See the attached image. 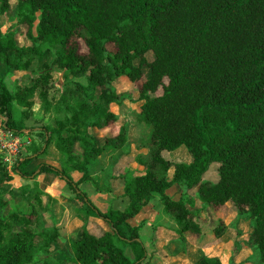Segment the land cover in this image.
I'll use <instances>...</instances> for the list:
<instances>
[{
	"label": "trees",
	"instance_id": "obj_1",
	"mask_svg": "<svg viewBox=\"0 0 264 264\" xmlns=\"http://www.w3.org/2000/svg\"><path fill=\"white\" fill-rule=\"evenodd\" d=\"M9 2L0 0V15L8 11ZM15 17L16 25L25 27L30 46L17 45L16 30L0 32V115L8 128L21 131L23 127L11 126L13 104L27 109L35 97L43 112L62 115L37 130L43 147L32 143L14 171L24 180L54 175L84 205V215H78L83 225L70 244L73 264H142L146 250L139 226L127 221L155 197L171 215L180 238L186 231L199 234L189 199L175 201L166 194L173 185L197 186L201 203L222 208L231 203L246 213L251 242L264 264V0H16ZM147 53L153 54L152 61ZM34 57L40 74L30 86L10 93L3 83L6 69H27ZM48 60L68 76L85 79V84L74 83L72 94H62L58 108L49 98ZM120 77L140 83L138 117L151 129L149 148L147 156L134 158L144 168L141 174L119 177L127 198L124 209L101 211L78 186L91 183L101 191L88 166L126 143L122 126L102 140L91 133L116 123L110 105L119 102V95L111 85ZM49 144L61 156V166L41 163L27 170ZM180 146L189 153V163H172L162 156ZM211 162L218 164V180L200 182ZM0 173V184L12 180L1 160ZM73 173L80 177L74 180ZM19 193L29 210L0 216V264H61L47 256L58 238L57 227L42 215V199L48 195L36 182L21 186ZM11 196L0 186V210ZM87 218L102 221L107 229L92 233ZM224 228L220 222L216 238ZM196 264L221 262L202 256Z\"/></svg>",
	"mask_w": 264,
	"mask_h": 264
},
{
	"label": "rangeland",
	"instance_id": "obj_2",
	"mask_svg": "<svg viewBox=\"0 0 264 264\" xmlns=\"http://www.w3.org/2000/svg\"><path fill=\"white\" fill-rule=\"evenodd\" d=\"M14 5H16V0H10L8 11L0 15V32L5 34L10 30H16L17 45L28 47L30 42L23 36L25 27H18L15 24ZM79 45L81 52H85L86 49L81 41H79ZM107 48L111 49V45H108ZM145 56L148 61L153 60L152 53H147ZM134 63L137 65V61ZM47 64L51 73L49 98L52 100L53 107L58 108L62 94H72L75 91L74 83L85 84V79L68 76L66 72L52 65L51 60H48ZM40 70L39 61L34 57L27 69L13 70L7 68L3 83L6 89L13 93L18 88L30 86L40 74ZM143 72L144 76L149 75L147 68H143ZM139 85V82L131 83L124 77L116 79L111 86L114 92L119 95V102L110 105V110L117 117L116 123L101 132L91 129L94 137L101 140L103 137L116 135L120 126L125 128L126 135V143L123 147L103 152L89 165L88 172L92 181L101 186L102 190L95 189L91 183H82L78 186L79 190L84 192L87 198L101 211H106L107 208L119 210L124 208L127 198L118 194L122 188L123 178L139 175L144 171L143 167L135 163L134 158L137 155H148L151 129L139 121V107L142 104V101L138 100ZM160 93L161 90L158 89L156 94ZM32 103V106L27 109L13 104L15 122L10 123L12 128L23 127L30 131H37L62 117L61 113L43 112L37 97L33 99ZM37 133L38 131L31 134L35 137L32 139L30 136V139L35 148H41L44 145V140ZM51 150L54 155L58 154L53 145L49 144L45 153L36 157V161H31L26 169L33 170L37 163H48L60 167L62 159L54 158ZM162 156L172 163L190 161V155L184 146H180L172 152L163 151ZM217 165V162H211L201 175L200 182H216L218 180ZM172 171L173 165H170L166 173L168 179L171 177ZM14 176L15 178L10 182L2 183L3 189L10 190L12 196L7 206L0 210V216H5L12 211L29 210V206L20 198L19 189L21 186L32 185L36 182L39 189L43 191V189H47L45 187L49 183L51 184V180L44 181L42 175L37 176L35 180H24L17 174ZM121 176L123 178H119ZM78 177L79 175L74 173V179L77 180ZM0 179H2L1 173ZM58 180L64 183L62 180ZM46 191L49 199H42V205L45 208L42 215L44 220L53 223L58 231L56 245L50 248L47 256L53 262L73 264L69 260L71 257L70 244L83 224L78 215H84V205L76 199L75 194L67 186H63L61 183H53ZM167 191L172 200L179 196L183 200L189 199V209L194 212V219L200 226V233L195 234L186 231L180 238L175 232L176 225L171 215L166 212L159 214V218L153 224L147 225L143 221L140 222L142 224L139 226V238L146 250V257L142 264H196V261L205 256V253L218 257L221 264H263L260 262L258 252L251 242V224L246 213H239L231 203L225 204L223 208L201 203L197 194V186L186 188L185 186L173 185ZM156 201L157 203L160 202L159 200ZM220 222L225 225V228L223 234L216 238L214 229ZM128 223L132 225L133 221L129 220ZM86 224L94 234L99 233L102 227L96 220H90V218H87ZM122 249L124 254L133 261L134 255L130 248L124 246ZM37 257L41 259L43 255Z\"/></svg>",
	"mask_w": 264,
	"mask_h": 264
},
{
	"label": "built area",
	"instance_id": "obj_3",
	"mask_svg": "<svg viewBox=\"0 0 264 264\" xmlns=\"http://www.w3.org/2000/svg\"><path fill=\"white\" fill-rule=\"evenodd\" d=\"M0 115V160L10 176L16 175L14 169L29 153L32 144L31 131H15L5 125ZM32 138V136H31Z\"/></svg>",
	"mask_w": 264,
	"mask_h": 264
},
{
	"label": "crops",
	"instance_id": "obj_4",
	"mask_svg": "<svg viewBox=\"0 0 264 264\" xmlns=\"http://www.w3.org/2000/svg\"><path fill=\"white\" fill-rule=\"evenodd\" d=\"M13 11L14 12H16V5H14V7H13ZM15 24H16V18H15ZM11 31V30H10ZM13 31V30H12ZM125 78V77H124ZM96 130V129H95ZM35 132H37V131H31V133L33 134V133H35ZM92 135H93V133H92ZM94 136V135H93ZM33 137H35V135L34 136H32V139H34ZM53 145V144H52ZM54 147V146H53ZM56 151V150H55ZM57 152V151H56ZM51 153H52V156L55 158V157H57L58 159H62L61 158V156L59 155V154H53L54 152L51 150ZM50 153V154H51ZM58 153V152H57ZM32 161H36L35 160V158L32 160ZM95 161V160H94ZM93 161V162H94ZM190 161H191V159H190ZM189 161V162H190ZM39 162V161H38ZM61 162V161H60ZM92 162V163H93ZM189 162H184V163H189ZM91 163V164H92ZM38 164H41V163H37V165ZM45 164H48V163H45ZM90 164V165H91ZM36 165V166H37ZM48 165H50V164H48ZM51 166H54V167H57V168H59L58 166H55V165H52L51 164ZM88 169H89V166H88ZM172 173H173V171H172ZM79 175V174H78ZM118 176V175H117ZM171 176H172V174H171ZM12 177V179L13 178H15V176H11ZM72 177H73V179H74V173L72 174ZM79 177H80V175H79ZM78 177V178H79ZM171 178V177H170ZM42 179L44 180V181H47V179L48 180H51V184L49 183L45 188H49V187H51V185L53 184V183H61L63 186H66V184L65 183H62L61 181H59L58 180V178L56 177V176H54V175H50V174H45V175H42ZM75 180V179H74ZM0 186L2 187V188H4V185L3 184H0ZM47 189H43V192L45 193V192H47L46 190ZM6 190V189H5ZM119 190V189H118ZM117 190V191H118ZM6 191H8V190H6ZM168 192V191H167ZM166 192V194L168 195V193ZM112 193H113V191H112ZM47 194V193H46ZM118 194L119 195H122V188H120V190L118 191ZM169 196V195H168ZM172 196H173V194H172ZM174 197V196H173ZM156 198V197H155ZM155 198H153L146 206H144L141 210H140V212L135 216V217H133V218H131V219H129V220H131V221H133V223H132V225L131 226H140V224H142V223H140V222H142L143 221V223H145V224H147V225H150V224H153L154 223V221L156 222L157 221V219L159 218V214H161V213H163L164 211H163V207L160 205L161 203L159 202V203H157V201L156 200H159L158 198L157 199H155ZM155 199V200H154ZM180 199V196L179 197H176L175 199H173V200H179ZM122 200V202H123V199H121ZM154 200V201H153ZM154 202V203H153ZM127 204V203H126ZM227 204V203H226ZM111 205V204H110ZM126 206V205H125ZM124 206V207H125ZM108 209V208H107ZM106 209V210H107ZM112 209V208H111ZM124 208H122L121 210H123ZM115 210H119V209H115ZM96 220V222H98V224H101V228H100V230H106L105 229V224L102 222V221H100V220H97V219H94V218H90V220ZM128 220V221H129ZM128 221H127V223H128ZM145 221V222H144ZM129 224V223H128ZM83 225V224H82ZM81 225V226H82ZM130 225V224H129ZM81 226H80V228H81ZM107 227V226H106ZM89 228V227H88ZM74 241V239L73 240H71V242H73ZM206 257H209V258H218V257H216V256H211V255H207L206 253L204 254Z\"/></svg>",
	"mask_w": 264,
	"mask_h": 264
}]
</instances>
